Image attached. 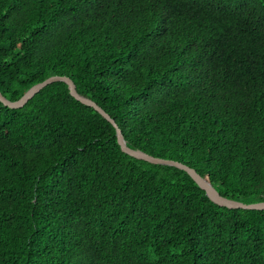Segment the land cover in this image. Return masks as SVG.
Here are the masks:
<instances>
[{
	"label": "trees",
	"instance_id": "16d2710c",
	"mask_svg": "<svg viewBox=\"0 0 264 264\" xmlns=\"http://www.w3.org/2000/svg\"><path fill=\"white\" fill-rule=\"evenodd\" d=\"M52 76L264 201V0H0L2 96ZM0 264H264V210L55 82L0 102Z\"/></svg>",
	"mask_w": 264,
	"mask_h": 264
},
{
	"label": "water",
	"instance_id": "95a60500",
	"mask_svg": "<svg viewBox=\"0 0 264 264\" xmlns=\"http://www.w3.org/2000/svg\"><path fill=\"white\" fill-rule=\"evenodd\" d=\"M55 82H63L67 85L70 95L75 98L80 103L92 107L94 110H96L106 121H108L113 128L116 131L117 141L121 148V150L128 154L129 156L136 158L138 160H143L152 164H162V165H170L175 166L179 169L184 170L187 172V174L195 181V183L199 186L200 189H202L208 199L213 202L214 204L225 207L228 209H245V210H264V201L263 202H257V203H251V204H245L239 201H234L227 199L223 196H221L214 188L213 186L207 182L205 179L201 178L194 170L180 164L177 162L169 161V160H162L159 158H154L142 151L139 150H133L126 146V142L123 139L122 133L115 124V122L109 117L108 114H106L100 107H98L95 103L90 101L89 99L79 95L76 92L75 85L73 82L66 77H59V76H52L47 78L46 80L35 84L32 86L29 90L25 92V94L16 101H8L6 98L2 96L0 93V102L10 108V109H19L22 108L29 100H31L37 93H39L43 88L46 86L55 83Z\"/></svg>",
	"mask_w": 264,
	"mask_h": 264
}]
</instances>
